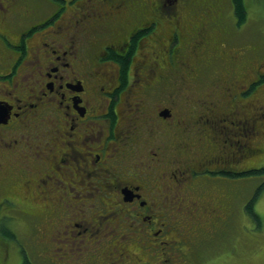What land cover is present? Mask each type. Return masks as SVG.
I'll use <instances>...</instances> for the list:
<instances>
[{
	"label": "flooded vegetation",
	"instance_id": "af4514ba",
	"mask_svg": "<svg viewBox=\"0 0 264 264\" xmlns=\"http://www.w3.org/2000/svg\"><path fill=\"white\" fill-rule=\"evenodd\" d=\"M180 1L0 0V203L22 249L128 264L136 243L158 248L137 264H201L235 248L264 63L238 64L219 6L190 20Z\"/></svg>",
	"mask_w": 264,
	"mask_h": 264
},
{
	"label": "rangeland",
	"instance_id": "374dc122",
	"mask_svg": "<svg viewBox=\"0 0 264 264\" xmlns=\"http://www.w3.org/2000/svg\"><path fill=\"white\" fill-rule=\"evenodd\" d=\"M181 1L180 16L194 20L193 17L196 16L199 18V16L204 15L199 13L198 0H186L190 2V5ZM244 5L246 9V22L240 26H237L230 0H223L222 4H220V17L225 26L234 30V36L231 42L229 41V45L234 52L243 56L238 64L242 65L246 63L245 68L249 69L258 62L264 63V0H244ZM151 17L154 18L157 16ZM157 18L161 23L165 22L163 18ZM261 72H264V65ZM249 76L252 78L254 75L253 73H249ZM261 85L264 86V81L255 85V89L251 93L252 97L248 101L264 102V87ZM200 91V89H195V94H199ZM239 102L244 103L245 100H239ZM254 131L258 134L256 135L257 138L250 145V148L252 147L254 149L257 147L260 150H256L255 153L241 160V167L251 165H254L251 168L264 167V128L257 127ZM260 178L263 179V176H245L239 179V189L236 196L232 197L234 214L230 226L233 230L226 235L225 239L229 241L233 240L232 244L235 248L231 245H223L222 250L217 256H205L201 264H264V186L260 188L263 183ZM258 189V195L251 204V207L259 217V224L248 216L245 210L250 201L249 198L254 191L256 194ZM177 203L178 201H174L172 197L169 205L175 206ZM217 203L221 208L226 204L220 197L217 199ZM23 208L30 210L25 205H23ZM3 209L4 204L0 203L2 226L8 230L10 219L6 216ZM104 209L108 211V207ZM94 210L99 212L98 209ZM173 219H178L182 222L187 218L181 210V214H177ZM201 221H203L202 217ZM188 224L187 227L191 228V224L189 222ZM13 228L20 237H23L24 232L28 231V226L24 222L13 225ZM187 232L189 231L184 232L185 238L187 237ZM0 241L2 242H0V264H23L25 262L29 264H51L44 253L45 249L38 244L31 248L22 249V246L16 244L13 238H9L1 231ZM126 248V252L129 254L128 264H137L136 261L145 263L152 261L153 253L158 251V248H155L152 252L145 249L143 251L136 243L128 244ZM53 253L56 259L59 256L57 255L59 254V249H54ZM52 264L54 263L52 262Z\"/></svg>",
	"mask_w": 264,
	"mask_h": 264
},
{
	"label": "trees",
	"instance_id": "16d2710c",
	"mask_svg": "<svg viewBox=\"0 0 264 264\" xmlns=\"http://www.w3.org/2000/svg\"><path fill=\"white\" fill-rule=\"evenodd\" d=\"M222 1L223 0H198L197 5L199 8L206 7V5L207 6L217 5V6L221 7L220 4H222ZM230 1H231L232 6H233V11H234V15H235V18L237 21V26H240L241 24L246 22V9H245V5H244V0H230ZM124 62H126V60H124ZM251 170L252 171L250 173L241 174L240 176L245 177V176H248L249 174H252L253 176L254 175H256V176L261 175V176H263V179L262 178H260V179H262L263 183L261 184L260 188L263 187L264 186V167L253 168ZM259 189L257 190L256 194L254 191V193L251 195V197L249 198L250 201L247 204L246 209H245L247 211L246 213L248 214V216H250L253 220H255L257 222V224L260 223L259 217L255 213L254 209H252L251 204L256 199L258 192H259ZM231 230H233V229H231ZM0 231L6 232L2 225L0 227ZM23 264H29V263L25 262Z\"/></svg>",
	"mask_w": 264,
	"mask_h": 264
},
{
	"label": "water",
	"instance_id": "95a60500",
	"mask_svg": "<svg viewBox=\"0 0 264 264\" xmlns=\"http://www.w3.org/2000/svg\"><path fill=\"white\" fill-rule=\"evenodd\" d=\"M1 109H2V108L0 107V112H1V113H4V111H3V110H1Z\"/></svg>",
	"mask_w": 264,
	"mask_h": 264
}]
</instances>
